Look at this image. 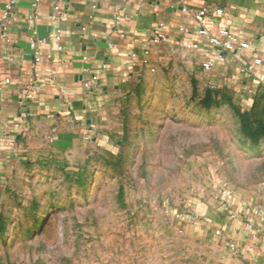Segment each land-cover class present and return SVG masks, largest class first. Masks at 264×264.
<instances>
[{
  "label": "rangeland",
  "instance_id": "obj_1",
  "mask_svg": "<svg viewBox=\"0 0 264 264\" xmlns=\"http://www.w3.org/2000/svg\"><path fill=\"white\" fill-rule=\"evenodd\" d=\"M151 77L109 147L46 146L3 179L0 264H207L177 211L223 189L264 201V89L247 101L185 65Z\"/></svg>",
  "mask_w": 264,
  "mask_h": 264
},
{
  "label": "crops",
  "instance_id": "obj_2",
  "mask_svg": "<svg viewBox=\"0 0 264 264\" xmlns=\"http://www.w3.org/2000/svg\"><path fill=\"white\" fill-rule=\"evenodd\" d=\"M9 1L0 0V184L43 147L65 155L109 147L127 97L146 92L152 71L166 65H185L247 101L264 89V0ZM202 8L211 34L220 26L236 34L235 49L197 35L193 14ZM219 199L194 204L179 225L199 240L207 264H264V201L229 190Z\"/></svg>",
  "mask_w": 264,
  "mask_h": 264
},
{
  "label": "built area",
  "instance_id": "obj_3",
  "mask_svg": "<svg viewBox=\"0 0 264 264\" xmlns=\"http://www.w3.org/2000/svg\"><path fill=\"white\" fill-rule=\"evenodd\" d=\"M38 0H32V5L35 6ZM14 0H10L9 4H13ZM183 11H186L187 9L185 7H182ZM223 12L222 8H216L214 10H212V15H221ZM207 15V10L202 8L198 11H196L193 16L195 18V20L200 23L201 25L199 26V28L196 30L197 35L205 37V39L207 40V42L222 51H232L233 49H235V45L237 42V36L235 33L231 32L228 28L224 27V26H220L217 30L216 34H211L209 32V28L203 23L204 19ZM157 35L159 34L158 32L156 33ZM154 41H157L156 38L153 39ZM136 57H131V59L127 64V69L131 70L134 61H135ZM259 59H254L253 63L257 64L259 63ZM142 62L146 63V59H143ZM201 67L204 71H209L211 70V68L213 67V62L211 61H204L201 63ZM153 70V68H151ZM84 88L89 91L91 89V84L89 81L84 82L83 83ZM228 190L227 189H223L222 190V195L227 196ZM184 214L183 213H178L176 216L177 217H182ZM248 225L251 226V222H248ZM228 247L229 249H231L232 251H235V245L234 243L230 242L228 243Z\"/></svg>",
  "mask_w": 264,
  "mask_h": 264
}]
</instances>
